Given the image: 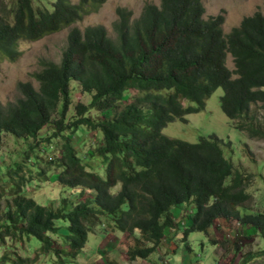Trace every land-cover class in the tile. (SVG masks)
<instances>
[{
    "label": "trees",
    "instance_id": "trees-1",
    "mask_svg": "<svg viewBox=\"0 0 264 264\" xmlns=\"http://www.w3.org/2000/svg\"><path fill=\"white\" fill-rule=\"evenodd\" d=\"M103 2L55 0L48 10L42 2L15 0L8 15L0 7V63L20 56V41L36 42L69 30L60 60L47 59L34 70L37 87L29 79L18 80L21 94L0 104V133L36 139L43 126L53 124L52 134L41 141L60 135L56 164L61 170L56 179L71 191H79L74 206L67 205L66 196L56 208L20 195L18 186L9 192L3 201L8 223L0 227V236L23 242L32 236L39 241L30 257L16 256L12 263L28 264L48 252L59 254L46 234L57 233L55 221L61 217L68 221L64 242L74 253L87 242L88 231L108 216L113 229L128 234L136 230L143 241L151 243L126 250L128 259L144 258L154 251L164 230L172 227L170 208L183 202L193 206L183 235L205 234L213 228L215 217L235 220L260 236L264 253V210H240L251 208L249 175L224 156V143L215 135L189 143L160 132L169 121L184 120V114L202 109L204 99L220 87L219 107L234 119L230 126L247 138L264 139L256 112L249 114L250 103L260 102L257 107L264 121V14L257 10L244 16L224 33L222 12L203 17L201 0H160L158 5L144 4L136 18L130 10L116 7L114 37L107 36L100 24L83 31L73 27L96 13ZM228 54L234 70L225 66ZM71 79L89 92L90 99L75 103V113L65 120ZM129 87L143 93L117 110L118 100ZM162 89L170 91L159 92ZM182 98L193 104L182 105ZM93 108L108 109L111 116L97 119L88 114ZM56 111L59 116L53 117ZM79 127L101 132L91 159H103V177L88 170L79 145L63 134ZM18 169L16 165L13 172ZM85 189L94 191L92 199L83 198ZM251 256L248 253L246 258Z\"/></svg>",
    "mask_w": 264,
    "mask_h": 264
},
{
    "label": "rangeland",
    "instance_id": "rangeland-1",
    "mask_svg": "<svg viewBox=\"0 0 264 264\" xmlns=\"http://www.w3.org/2000/svg\"><path fill=\"white\" fill-rule=\"evenodd\" d=\"M54 1L32 0V3L35 4L37 2L40 5L42 2L44 7L50 10ZM201 1L204 7L203 17L222 12L224 15L222 25L224 33L229 32L234 25H238L244 16L253 15L257 10L264 14V0ZM159 2L160 0H104L96 13L85 16L82 20L76 22L73 27L83 31L89 25L100 24L107 36L114 37L112 23L116 19L114 13L116 7L130 10L131 17L136 18L144 4L153 3L158 5ZM14 3L15 0H0V7L8 15ZM68 31L64 30L54 35L45 36L36 42H19L18 50H21L20 56L14 61L4 60L0 63V104L3 105L6 101H12L21 94L17 88L18 80L29 79L33 83V86L37 87L38 81L34 76V70L39 69L47 59L60 60L61 52L67 44ZM225 66L230 70L235 69L233 58L230 54L225 59ZM30 72H32L31 75ZM76 83L75 80H70V105L65 114V120H70L75 113V103H87L90 99L89 92L79 89ZM166 90L162 89L159 92L165 93ZM141 93L143 91L140 92L133 87L126 89L123 92V97L116 104L117 110L124 103L130 101L133 96ZM221 93L222 89L220 87L212 90L204 99L202 109L184 114V120L175 118L169 121L160 132L170 139H179L189 143L196 142L199 137L215 135L224 143L222 146L224 156L230 158L234 167L238 165L240 171H244L249 175L247 191L250 192L251 197L247 202L251 208H240V210L243 212L263 211L264 139L247 138L244 133L230 126L234 119L227 118L221 111L218 103V96ZM181 101L182 105L193 104V102L185 101L183 98ZM259 103H250L249 114L256 112L257 120L264 130V121L260 113L261 108L257 107ZM60 107L61 104L59 105ZM88 114L97 119L98 117L105 118L111 116L108 109L97 111L93 108L90 109ZM57 116H59L58 111L53 114V117ZM53 129H55L53 124L43 126L36 139H23L8 133H0V193L2 195L0 199V227L8 223L4 217V211L7 209V206L3 205V201L9 197V192L13 191L16 186L20 187V195L32 198L41 205L52 206L53 208L58 206V202L62 197L67 196V205L71 206H74L75 201L78 200L79 191L77 194V189L71 191V188L64 187L56 179L61 170V165L56 164V159L61 154L60 144L62 143V139L60 135L55 136L50 142H47V140L41 141L47 135H51ZM63 134L72 137V141L79 145L78 153L88 161V170L94 171L103 177V159L100 157L91 159L92 150L100 144L101 132L96 130L89 131L85 127H79L75 132L66 129L63 131ZM37 140L40 142L39 145L36 144ZM227 142L228 144H226ZM16 165L19 166V169L13 172ZM77 188L80 189V187ZM117 188V185L113 187L112 192ZM93 196L94 191L92 189H85L83 198L92 199ZM81 198L79 196V199ZM192 209L191 203L184 202L175 204L170 208V211L174 212L173 215L176 218V224L180 231L187 226ZM106 223L111 225L108 216H102V225ZM55 224L59 227V233H47L46 237L52 243L51 248H56L59 254L48 252L39 255L37 259L28 264H69L68 261H64L63 263L57 262L60 253H63L64 250L70 254L75 252L64 242V235L68 234V221L66 218L61 217L55 221ZM102 225L100 221L88 231L87 242L80 251V255L87 254L88 251L95 250L96 252L108 248L109 240L106 239L102 242L108 230H106V226L103 228ZM212 226L215 230L210 227L205 234L198 231L188 232L184 247L177 241L176 245L178 248L175 252L170 250L173 248L174 241L169 243V248L165 243V261H167V264H211L209 261L211 257L216 259V264H264V253L260 252L263 248L260 236L257 233L253 235L249 231H246L247 225L241 227V223L238 224L235 220L224 221L221 217H215ZM180 231L177 232L179 237L182 235ZM119 232L117 231L118 234ZM164 234L165 236L167 235V230H164L162 239H164ZM236 235H239L241 239H235ZM126 241L132 244V238H127ZM234 244L237 245L234 246ZM38 246L39 241L32 236H29L24 242L11 236H0V264H13L12 260L16 256L30 257ZM135 246L140 247L141 245ZM185 246L190 247V253ZM220 247L226 251L225 256L218 250ZM218 251L221 253V258L217 257L216 253ZM248 253L253 256L246 258ZM96 254L93 253L88 256V260H91L90 264L94 262V258L97 257ZM243 259L247 261L243 262Z\"/></svg>",
    "mask_w": 264,
    "mask_h": 264
},
{
    "label": "crops",
    "instance_id": "crops-1",
    "mask_svg": "<svg viewBox=\"0 0 264 264\" xmlns=\"http://www.w3.org/2000/svg\"><path fill=\"white\" fill-rule=\"evenodd\" d=\"M241 227H245V225H241ZM245 229L246 231H249L251 233L248 226H246ZM167 234H168L169 240H172V241L175 240L172 233L167 232ZM172 237L173 239H171ZM127 238H130V237L126 236L124 232H119L118 234L117 231L114 230V231L107 233L106 237L102 239V242H104L106 239L109 240V244L107 245L108 248L105 250H98L96 252L95 250L88 251L87 254H83V255H80L79 254L80 251H78L74 256H72V253L71 254L67 253V251L63 249L64 251L62 253L61 263H63L64 261H68L69 264H89L88 256L90 254L97 253L96 255H104V256L102 257L97 256L96 258H94L95 259L94 264H154V261L156 259V254L151 255L149 258H136V259H131V260L128 259L125 255V250L127 249L128 246L133 244V241H132V244H129L126 241ZM177 248L178 246L176 245V247H173L172 251L175 252ZM161 249L165 251V241L162 243ZM219 250L225 256L226 251L221 249V247L219 248ZM209 261L211 264H216V259L213 257H211Z\"/></svg>",
    "mask_w": 264,
    "mask_h": 264
},
{
    "label": "clouds",
    "instance_id": "clouds-1",
    "mask_svg": "<svg viewBox=\"0 0 264 264\" xmlns=\"http://www.w3.org/2000/svg\"><path fill=\"white\" fill-rule=\"evenodd\" d=\"M224 22V21H223ZM95 158H97V157H95ZM94 158V159H95ZM105 164V163H104ZM184 203H187V202H184ZM173 214V213H172ZM173 217H174V215H173ZM179 224V223H178ZM101 225H102V223H101ZM103 226V228L106 226V230H108V233L109 232H111V231H114L115 229H113V227H112V225H108L107 223L105 224V225H102ZM184 229V228H183ZM167 230V232H170V233H172L173 234V236H174V243H173V247H176V242L178 241L179 243H181L182 245H183V247H184V244L186 243L185 242V239H186V235H183V233H182V231H180L179 229H178V227H177V224H176V218L174 217V223H173V225H172V227H169V228H167V229H165V231ZM116 231V230H115ZM118 231V230H117ZM178 231H180L181 232V236L179 237L178 235H177V232ZM120 232H122V231H120ZM57 233H59V229H58V231H57ZM125 234H126V236H128V237H130V238H132V241H133V244L132 245H130V246H128V247H134L135 245H138V246H140V247H146V246H150L151 245V243L150 242H146V241H143V239L140 237V235L137 233V231L136 230H134L131 234H128L127 232H124ZM108 235H110V234H108ZM236 236H239V235H236ZM171 239H173V237L171 238ZM165 241V243L167 244V246H168V248H169V243L172 241V240H169L168 239V234L165 236V234H164V239H161V241L158 243V245L156 246V248L154 249V251L153 252H151V253H149L146 257H144V258H149L151 255H153V254H156V259H155V261H154V264H167V261H165V251H163L162 249H161V246H162V243ZM127 247V248H128ZM185 248L187 249V251L190 253V251H191V249H190V247H188V246H185ZM82 250V248L79 250V251H81ZM127 250V249H126ZM126 250H125V255H126ZM171 251L173 250V248L172 249H170ZM219 250V249H218ZM62 253V252H61ZM77 253V252H76ZM76 253H72V256H74ZM217 254V257L218 258H221V253H219V251H218V253H216ZM62 255V254H61ZM98 257H102V256H104V255H97ZM127 257V256H126ZM61 258H62V256L61 257H59L58 259H57V262H59V263H61ZM138 258V257H137ZM134 259H136V258H134ZM131 260V259H130ZM162 260V261H161ZM90 262H91V260H88V263L90 264ZM92 264H94V262H92Z\"/></svg>",
    "mask_w": 264,
    "mask_h": 264
}]
</instances>
